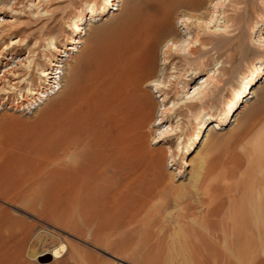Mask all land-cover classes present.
I'll return each instance as SVG.
<instances>
[{
	"label": "rangeland",
	"instance_id": "obj_1",
	"mask_svg": "<svg viewBox=\"0 0 264 264\" xmlns=\"http://www.w3.org/2000/svg\"><path fill=\"white\" fill-rule=\"evenodd\" d=\"M152 1L158 0H115L113 7L109 6L107 9L109 12H105L102 17L99 11L105 0H0L2 3L0 29L4 30L0 35V176L5 171L20 173L23 163L40 157L52 154H58L62 158L68 156L66 151L69 148H64L67 141L64 129L68 124L66 106L70 94L67 85L68 64L80 58L79 66L82 69L95 49H98L96 50L98 53H105L110 46L116 45L124 35L123 29L131 14L137 12L141 4ZM197 1L199 14L208 19L211 5L216 0ZM30 2L34 5L40 4L39 10L41 7H47L48 13H32L34 5ZM234 5L229 3L228 7L232 8ZM118 6L119 9L116 10ZM89 7H92L93 13L91 17L87 14L83 22L82 42L77 44L79 51L62 52L73 35L72 22L77 21L82 10L87 13ZM187 10L186 8L178 9L173 15L170 35L174 34L178 37L185 31L178 17ZM260 13V18L264 21V6L261 7ZM189 28L192 33L201 31L196 24H191ZM45 37L51 40V46L45 43L43 40ZM217 37L218 35H213L210 39ZM222 37L220 33L219 38ZM36 39L38 44L35 46ZM10 41H14L15 44H10ZM52 45L59 48L60 52L53 49ZM246 46L251 52L249 58L242 60L237 58L232 62L233 64H224L227 72L234 70V78L223 83L213 111L221 112L234 93L235 86L237 88L241 85L243 93L239 95L238 103L232 110L236 106L237 109L231 112L230 121L228 119L231 114L227 116L226 124L219 129L211 128L214 125L213 120L204 124L201 128L202 132L204 131L202 137L206 134L210 136L206 147L198 144L192 149L196 141L190 146L189 152L184 153V144L196 130L195 123L188 114L183 119L184 128L181 135L183 139L175 136L169 142L160 140L159 143H155L152 137L155 136L157 139V133L154 132L156 126L146 123L147 127H143L142 149L154 152L152 159L144 158L140 162L142 171L136 173L138 176L135 175L140 180L141 191L146 193L145 209L152 205L147 211L151 220H145L146 226L144 222L145 224L138 228L136 225H128L126 228L127 225L122 226L123 224L117 223L120 220L112 214L110 217L104 216V221L101 217L94 219L93 225L91 222L83 224L81 217L87 216V212L71 210L72 196L61 193L50 192L48 196L52 200L51 208L56 209L60 216L65 214L62 219L61 217H54V219L51 213L47 217H39L34 209L40 208V203L28 200L30 197L28 192L22 199L6 200L0 196V252L8 251L11 256L18 254L19 257L15 258L13 264L238 263L232 253H226L231 247L229 243L221 238H213L210 235L211 229L203 221L206 218H212L207 216V212L217 208L213 197L222 192L225 184L230 182V178L225 176L226 169L236 165L240 167L235 169L232 178L236 180L238 187L235 198L237 203L245 202L247 187L253 181V177L257 182L264 183V160L262 157L254 156L253 153L256 146L264 144V75L252 86L255 96L239 102L248 94L250 88L239 82L238 74L251 67L250 61L253 59L255 47L253 40L246 41ZM158 49L155 58L158 69H161L163 66L161 53L164 46L160 44ZM183 55V52L173 53L171 63L174 62L175 65L166 64L163 74L158 72V78L166 79L172 75L176 78L175 87L179 88L181 82L179 73L183 74L198 62L196 54L189 61H185ZM211 55L215 56L214 51L204 54L201 60L208 61ZM56 56L63 64L59 73L57 86L60 85L59 89L50 94L43 103L29 102L20 105L21 98L25 95L31 96L28 91L44 81L39 76V70L49 67V60ZM32 59V65L27 70L25 65ZM208 64L211 66L212 63L208 61ZM146 90L151 93L154 100L161 99L155 87L147 86ZM175 92L174 89L170 90L173 96ZM155 112L158 115L159 111L153 110V113ZM180 113L186 112L182 110ZM175 119L176 117L172 118V124ZM82 131L81 136L76 137L75 151L76 147L86 145L85 130ZM180 148L182 154H179ZM199 155L207 156L208 163L198 181L193 183L190 179L192 161H195ZM169 156L173 159V165L167 162ZM182 158L188 161L189 165H182ZM251 158L254 161L251 162L253 171L247 172L245 166L249 164ZM177 167H180L183 173L171 180L167 173L169 171L172 174L176 173ZM42 189L44 190L43 187L37 190ZM112 217L116 220L112 221ZM220 217L225 218L226 213L222 214L220 211L216 220L219 221ZM107 218H109L108 223ZM113 223L115 225L111 227ZM98 225L100 228L97 227L99 229L97 232L95 226ZM115 226L118 227L115 228ZM138 230L139 232H135ZM222 232L223 230H217L214 233ZM20 238L24 244L20 242ZM59 242L66 245V250L60 258L52 259L48 251ZM31 249L37 253L35 258L29 257ZM48 256L49 260H47ZM260 258L263 259L264 255L261 254Z\"/></svg>",
	"mask_w": 264,
	"mask_h": 264
},
{
	"label": "bare ground",
	"instance_id": "obj_2",
	"mask_svg": "<svg viewBox=\"0 0 264 264\" xmlns=\"http://www.w3.org/2000/svg\"><path fill=\"white\" fill-rule=\"evenodd\" d=\"M114 1L105 0L99 15L103 17L105 12L108 13L107 9L109 6L113 7ZM229 3L235 5L229 8ZM40 6L34 5L32 13L47 14V7H41L39 10ZM262 6L264 0H216L211 5L209 18L205 19L198 12L197 0H158L141 4L137 12L132 13L125 23L124 35L116 45L105 49L107 50L105 53H98L96 52L98 49H95L82 69L79 66L80 58L68 64L67 85L70 94L66 106L68 124L64 129L67 137L64 148H69L67 151L64 150L68 156L62 158L58 154H52L23 163L20 173L3 172L0 176V196L6 200L22 199L28 192L30 196L28 200L40 203V208L34 209L39 217H47L51 213L53 218L62 219L65 214L60 216L56 209L51 208L52 200L48 196L50 192L61 193L72 196L71 210L87 212V216L81 217L83 224L91 222L93 225L94 219L110 217L111 214L120 220L117 223L127 225L126 228L128 225H136L138 228L145 224V220L150 219L147 211L152 205L145 209L146 193L141 191L136 173L142 171L140 162L144 158L152 159L154 152L142 149L143 127H147L146 123L156 126L154 132L157 133V139L155 136L152 137L155 143H159L160 140L169 142L175 136L183 139L181 136L184 128L183 119L188 114L195 123L196 130L184 144V153L189 152L190 146L196 141L192 149L198 144L206 147L210 136L206 134L202 137L204 131L202 132L201 128L204 124L213 120L214 125L211 128L219 129L226 124V118L231 114L228 119L230 121L231 112L237 109L236 106L232 110L238 103L239 95L243 93L241 85L237 88L235 86L234 93L221 112L213 111L223 83L234 78V70L227 72L224 64H233L237 58L241 60L249 58L251 52L246 46L248 40H253L255 45L253 59L250 61L251 67L240 72L238 77L240 83L250 88L248 94L239 102L255 96L252 86L264 75V21L260 18ZM184 8L188 10L178 18L181 19L180 23L185 31L178 37L170 35L173 15L178 9ZM118 9L119 6L116 10ZM92 13V7L88 8L87 13L82 10L77 21L72 22L73 35L62 52L79 51L77 44L82 42L83 22L86 15L91 17ZM191 24H196L201 31L192 33L189 28ZM3 32L4 30L0 29V35ZM220 33L223 35L222 38H219ZM213 35L218 37L210 39ZM43 40L51 46L49 38L45 37ZM10 44L13 45L15 42L10 41ZM37 44L36 39L34 45ZM160 44L164 46L161 53L163 66L158 69L155 55ZM52 48L60 52V49L53 45ZM210 51H214L215 54L208 60L212 63L211 66L208 61L201 60L203 55ZM180 52L184 53L182 57L185 61H189L196 54L198 62L183 74L180 75L178 72L181 82L177 88L176 78L169 75L166 79H159L158 72L163 74L166 64H170L173 59V53ZM58 59L57 56L50 59L49 67L39 70V76L44 81L28 91L31 96H23L19 101L20 105L29 102L43 103L50 94L59 89L60 85L57 87L59 73L63 64ZM32 62L33 59L25 65L27 70L30 69ZM171 64L175 65L174 62ZM147 86L155 87L156 92L160 93L159 101L154 100L151 93L146 90ZM171 89L176 91L174 96L170 94ZM153 110L159 111L158 115L156 112L153 113ZM182 110L186 113H180ZM173 117H176L174 124L171 123ZM82 130H85L87 142L85 146L82 145L83 147H76L75 151V140L82 134ZM262 145L256 146L253 153L264 160V144ZM179 154H182L181 148ZM200 155L192 161L190 179L193 183L198 181L208 163L207 156ZM167 162L173 165L171 156L167 157ZM251 162H254L252 158L245 166L247 172L252 170ZM181 164L189 165V162L182 158ZM236 168L240 167L236 165L226 169L225 176L230 178V182L225 184L222 192L213 197L217 208L207 212V216L212 218L204 219L203 223L211 229L210 235L213 238H221L229 243L231 247L226 253L235 256L238 263L234 264H264V258H260L261 254L264 255V183L257 182L250 175L253 181L247 187L246 200L237 203L235 198L238 187L236 180H232ZM175 170L176 173H169L170 171L167 173L171 180L183 173L180 167ZM42 187L44 190H37ZM220 211L222 214L226 213V217H220L218 221L216 218ZM113 219L112 217V221ZM104 220L103 218L102 221ZM114 225L113 223L111 227ZM95 227L100 228L99 225ZM217 230L223 232L214 233ZM65 250L66 245L59 242L48 253L52 259H57ZM16 255L18 254L11 256L8 251H1L0 264H11L19 257ZM36 255L37 253L31 249L29 257L35 258Z\"/></svg>",
	"mask_w": 264,
	"mask_h": 264
},
{
	"label": "water",
	"instance_id": "obj_3",
	"mask_svg": "<svg viewBox=\"0 0 264 264\" xmlns=\"http://www.w3.org/2000/svg\"><path fill=\"white\" fill-rule=\"evenodd\" d=\"M49 259H50V257L48 256V257H47V260H49Z\"/></svg>",
	"mask_w": 264,
	"mask_h": 264
}]
</instances>
